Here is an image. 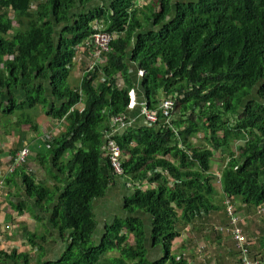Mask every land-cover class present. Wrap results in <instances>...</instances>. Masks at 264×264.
<instances>
[{
    "label": "trees",
    "instance_id": "1",
    "mask_svg": "<svg viewBox=\"0 0 264 264\" xmlns=\"http://www.w3.org/2000/svg\"><path fill=\"white\" fill-rule=\"evenodd\" d=\"M135 1L0 0V117L22 113L17 127L38 131L24 111L39 106L66 122L37 156L51 178L66 179L64 187L36 182L21 169L13 174L39 205L59 195L50 225L67 249L43 264H188L173 254L180 220L214 206L212 163L223 149L229 150L221 177L227 199L264 204V0H152L145 8ZM95 24L117 34L109 64L72 88L74 57ZM133 89L136 115L147 102L162 121L114 134L131 185L124 213L105 218L97 239L95 202L107 200L119 181L104 156V137L116 117L131 116ZM163 94L178 100L172 124L164 122ZM35 237L28 232L31 243ZM151 247L163 258L153 260Z\"/></svg>",
    "mask_w": 264,
    "mask_h": 264
},
{
    "label": "crops",
    "instance_id": "2",
    "mask_svg": "<svg viewBox=\"0 0 264 264\" xmlns=\"http://www.w3.org/2000/svg\"><path fill=\"white\" fill-rule=\"evenodd\" d=\"M87 54L85 48H81L74 57V65L71 67L69 77L71 76V81L74 76L80 81L78 85H71V83L72 88L80 86L86 77ZM162 98H166L164 94ZM83 108L82 104L76 107L81 111ZM136 114L133 111L129 116L131 120L135 119L132 125L136 122L145 123V119L138 118L139 114ZM0 123V177L5 180L7 185L6 192L0 199V252H6L9 255L15 254V259L0 256V261L2 264H43L46 261L57 260L67 249L65 237L50 225L59 195L51 204L43 202L39 205L37 199H31L27 195L20 175L13 176L7 170L12 165L18 149L24 144L30 148L31 156L28 169L22 168L21 170L28 173L36 182H44L50 187L63 183L64 187L66 179L62 178L63 182L59 183L51 178L46 172V167L39 164L40 159L37 156L40 152L44 153L46 149H49L53 139L61 135L66 127L61 126L59 121H55L47 128L41 127L43 123L39 126L38 131L30 133L25 125L17 127L15 117H0ZM197 136L193 139L195 143L201 137V135ZM48 145L49 147H47ZM225 150L227 152H223L224 149L219 152L212 164L211 173L214 176V186H216L215 195L212 196L214 206L208 211L202 210L191 221L180 220L179 232L181 235L174 242L173 254L179 258L183 257L188 264H243L240 259L238 241L230 231L231 228L234 229V219L227 213L225 205L227 196L223 193L219 182L222 177L221 171L229 157V150ZM221 154H224L223 157L226 159L219 162L218 160L223 158ZM34 159L39 169L38 173L32 165ZM216 162H219L218 166H216ZM130 183L127 177L119 178L117 185L110 189L108 199L95 202L99 221V227L95 233L97 239L104 234L100 226L105 218L110 215L114 216L117 211L119 214L121 211L124 213L123 197L128 194L125 189L130 188ZM146 183L147 181L142 184L146 185ZM144 188L149 189L150 185L147 184ZM231 201L235 207L236 215L240 216L238 227L242 229L248 239L249 260L252 264H264V213H258L260 208L264 209V204L250 207L236 197L235 199L233 197ZM13 203H23V206L16 208ZM138 216L144 217L143 212H138ZM28 232L36 235L34 243L29 241ZM44 236L46 239L43 238ZM150 250L153 260L163 258V253L158 248L151 247ZM20 256L25 257L20 258Z\"/></svg>",
    "mask_w": 264,
    "mask_h": 264
},
{
    "label": "built area",
    "instance_id": "3",
    "mask_svg": "<svg viewBox=\"0 0 264 264\" xmlns=\"http://www.w3.org/2000/svg\"><path fill=\"white\" fill-rule=\"evenodd\" d=\"M144 6V0H136L134 7L141 8ZM11 18H13L12 14L10 15ZM14 26H16V23H13ZM95 32L89 36L82 44L81 46L85 48L87 54V63L85 65V72L86 75L90 74L91 72H96V70L101 71L106 65L109 64V56L113 52V42L115 38L117 37V34L111 33L109 31H106L105 26L100 24H95ZM79 51V50H78ZM102 72V71H101ZM146 74L145 70L139 69L138 76L144 77ZM124 83L122 80L118 81V86L123 87ZM130 105L128 107L129 111H134L137 106V96L135 90H131L130 92ZM178 107V100L175 98H163L162 104H161V110H163V114L165 116V123L166 124H172V120L174 115L177 112ZM138 118L145 119V123L153 125L158 124L162 120L160 119L158 113L153 112L149 109V104L147 102L141 103V114H139ZM60 125L65 127V121H59ZM135 122L134 120H131V118L127 115H121L119 117H116L114 121L112 122V131L106 134V137L104 139V145L102 147L103 153L105 157H109L114 173V177L120 178L125 175L124 168H123V152L117 145V143L114 141L113 136L114 134H117L120 130H124L126 128H129L132 123ZM59 125V126H60ZM47 142V141H46ZM49 147V145L47 146ZM31 156V150L29 147L24 146L22 148H19L17 153L15 154V157L13 158L12 165L8 168L7 172L10 174H15V172L18 169L25 168V166H28L29 157ZM229 159H227L228 162ZM226 165L223 167V170L221 171V175ZM28 169V167H26ZM219 182L221 183V179H219ZM6 183L5 180L0 177V199L6 192ZM232 199H227L225 201L226 210L230 217L234 219V229H230L231 232H233V235L238 241V247L240 250V259L243 264H252V262L249 260V248H248V239L243 233L242 229L238 227L239 217L235 213V207L231 201ZM1 202V200H0ZM258 213H264V209L260 208L258 210Z\"/></svg>",
    "mask_w": 264,
    "mask_h": 264
},
{
    "label": "rangeland",
    "instance_id": "4",
    "mask_svg": "<svg viewBox=\"0 0 264 264\" xmlns=\"http://www.w3.org/2000/svg\"><path fill=\"white\" fill-rule=\"evenodd\" d=\"M149 1H152V0H144V5H147V3L149 2ZM100 26H102V24H100ZM79 49H81V48H83L81 45L78 47ZM78 49V50H79ZM78 52V51H77ZM81 78L83 79V77L81 76ZM68 81V83H69V85L71 84V85H78L79 84V79L78 78H75V76L74 77H72V81H71V76L69 77V79L67 80ZM101 81H103V75L101 74L100 76H99V79H98V81L96 82V83H99V82H101ZM82 109V108H81ZM81 109H78L79 111H81ZM24 112H26L27 113V115H28V117L30 116L31 117V119H32V122H33V124H37L38 126H40L41 124H43V126H41V127H48V126H50V125H52L55 121L53 120L52 121V119L51 118H49V117H47V113L44 111V109L43 108H41V107H39V106H36V107H34L33 109H25V111ZM22 115V113H16L15 114V120L17 121V119H19V117H18V115ZM28 127V129H29V132L30 133H32L34 130H33V128H31V127H29V126H27ZM65 127H66V122H65ZM43 142H45V141H43ZM243 144V142H239L238 143V146H236V147H239L240 145H242ZM23 147L24 146H26V145H22ZM22 146H21V148H22ZM28 147V146H27ZM234 148L235 150L236 149H238V148ZM239 149H240V147H239ZM238 149V150H239ZM48 149H46V151H47ZM46 151H45V153H46ZM223 152H227L225 149H224V151ZM45 153H43V154H45ZM72 155H67L66 156V158L67 159H69L70 157H71ZM224 156V154L222 155L221 154V157H223ZM217 159H219V158H217ZM226 159V157L224 158H222V159H220V160H218L219 162L220 161H223V160H225ZM34 161H36L35 159L32 161V165L36 168V170H37V173L39 172V169H38V167L36 166V163L34 162ZM219 162H216L215 164H216V166H218V163ZM39 163V162H38ZM29 164V163H28ZM40 164V163H39ZM212 164H214V163H212ZM41 166V165H40ZM27 166H25V168H26ZM44 171V170H43ZM216 187V186H215ZM240 217V216H239ZM264 238V237H263ZM130 240H132V241H129L131 244H133L134 243V241H133V239L132 238H130ZM119 254L117 253V252H114V253H111V254H109V255H107V256H105V257H109V258H111V257H114V256H118Z\"/></svg>",
    "mask_w": 264,
    "mask_h": 264
},
{
    "label": "clouds",
    "instance_id": "5",
    "mask_svg": "<svg viewBox=\"0 0 264 264\" xmlns=\"http://www.w3.org/2000/svg\"><path fill=\"white\" fill-rule=\"evenodd\" d=\"M147 5H148V3H147ZM147 5H144V6H142L141 8H145ZM13 16V15H12ZM13 19H14V16H13ZM13 23H15V22H13ZM14 26V25H13ZM18 25H16L15 27H17Z\"/></svg>",
    "mask_w": 264,
    "mask_h": 264
}]
</instances>
